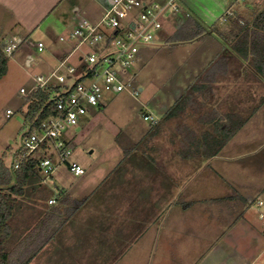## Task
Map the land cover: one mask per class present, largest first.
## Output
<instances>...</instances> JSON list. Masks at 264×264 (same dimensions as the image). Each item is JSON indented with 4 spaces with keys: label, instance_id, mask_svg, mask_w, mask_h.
<instances>
[{
    "label": "crops",
    "instance_id": "obj_1",
    "mask_svg": "<svg viewBox=\"0 0 264 264\" xmlns=\"http://www.w3.org/2000/svg\"><path fill=\"white\" fill-rule=\"evenodd\" d=\"M110 3L0 0V45L31 36L60 11L61 20L70 24L68 34L80 20L97 22ZM182 3V15L174 16V24H170L175 30L170 32L169 25L159 33L172 47L184 42L174 40L187 12L196 15L207 28V23L214 22L209 21L211 11H201L196 0ZM218 8V22L213 25L218 30L210 37L221 43L219 51L210 61L199 57L192 81L173 105L156 116L158 126H150L147 133L153 132L147 137L150 141L146 151L136 147L126 155L120 146L117 169L98 177L96 172L95 178L84 177L86 172L81 176L72 174L74 178L69 182H57L55 173L47 177L46 183L55 194L60 189L67 193L59 212L52 217L47 212V225L61 218L64 223L56 229L46 225L36 230L38 239L53 235L29 264H264V228L259 217L264 214V183L255 189L249 184L248 188L246 182H235L230 173H225V182L209 179L216 172L245 169L248 162L264 153V140L236 141L264 110V80L232 49V36L226 34L240 13L228 0H219ZM232 11L237 15L223 19ZM238 18L240 23L250 21L241 15ZM9 37L13 39L7 42ZM205 37L206 32L194 39ZM47 41H38L46 46L38 51L53 68L68 54L71 44L61 42L59 37L62 44L53 49L47 47ZM220 59L217 66L211 67ZM26 61L31 64L33 57L27 55ZM194 84L199 85L198 90L188 96ZM185 96L177 114L163 119ZM104 109L105 105L94 111V118ZM146 113L154 111L147 109ZM231 116L244 119V125L217 155L207 157L204 142L221 139L220 125L229 122ZM49 205L48 201V206L41 207L37 217L41 218Z\"/></svg>",
    "mask_w": 264,
    "mask_h": 264
},
{
    "label": "rangeland",
    "instance_id": "obj_2",
    "mask_svg": "<svg viewBox=\"0 0 264 264\" xmlns=\"http://www.w3.org/2000/svg\"><path fill=\"white\" fill-rule=\"evenodd\" d=\"M218 1L196 0L201 11H211L209 21L214 22H206L207 26L211 27L218 22L220 15ZM228 4L233 6L242 18L251 21L254 15L263 9L264 0H228ZM232 12L223 19L237 15ZM56 14L57 17L54 16L34 34L27 38L23 37L14 53L9 55L8 73L0 79V156L5 154L8 164L15 161L16 152L22 146L25 133L29 129L22 110H25L27 98L36 85L35 78L37 75L48 74L54 68L41 58L44 53L38 51L36 44L39 40L46 39L47 47L57 49L62 44L59 37L68 32L66 29L70 24L61 20L63 11ZM169 14L163 18L164 27L174 24L176 17ZM169 28L170 32L175 30L171 25ZM186 32V29H180L175 34L174 42L178 41L179 35L187 34ZM210 36L211 33H206L203 39L177 42L172 47L166 44L164 37L158 35L155 43L144 50L141 67L129 71L128 78L132 87L122 93L108 94L105 97V109L96 118L93 113L82 118L79 124L80 130L72 126L65 128L64 139L75 146L71 159L79 160L87 170L84 177L90 175L95 178L96 172L98 177L109 169L114 167L117 169L120 146L132 148L137 144V148L146 151V145L150 141L146 138V133L151 126V123L143 117L146 110L154 111L155 115L149 114L158 119L156 116L173 105L177 96L183 93L189 81H192L194 77L192 73L197 69L199 57L209 59L208 61L215 58L221 43H217L215 38ZM54 38L57 40L53 42ZM10 39L13 37L7 38L6 41ZM27 55L33 57L31 64L26 61ZM22 88L26 93H21ZM133 89L139 90V94H133ZM8 110L12 112L10 116H7ZM238 138L236 141L246 138L258 143L264 140V110ZM63 167L55 171L57 182H69L74 178ZM225 173H230L235 182H246L248 188L249 184L255 185L253 187L255 189L256 186L264 183V153H259L255 161L248 162L245 169L234 167L230 172H216L214 177L209 179L213 182H225Z\"/></svg>",
    "mask_w": 264,
    "mask_h": 264
},
{
    "label": "built area",
    "instance_id": "obj_3",
    "mask_svg": "<svg viewBox=\"0 0 264 264\" xmlns=\"http://www.w3.org/2000/svg\"><path fill=\"white\" fill-rule=\"evenodd\" d=\"M183 11L182 0H111L97 22L80 20L71 32L60 36L61 42L71 44L70 51L48 74L36 76L31 91L50 90L58 116L28 131L16 152L15 168L47 145L49 153L39 161L42 174L49 178L65 166L75 176L84 175V166L71 159L74 146L64 139L63 131L67 126L80 130L81 119L102 108L108 94L130 89L128 73L141 67L142 54L163 30L165 15L177 16ZM20 43L4 45V52L12 55ZM36 47L43 51L46 46L38 42ZM21 93L26 90L22 88ZM132 93L138 95L139 90L133 89ZM11 114L8 110L7 116ZM143 117L150 123L158 122L152 114ZM54 202L49 200V204ZM258 205L262 206L263 201L259 200ZM259 217L264 228V214Z\"/></svg>",
    "mask_w": 264,
    "mask_h": 264
},
{
    "label": "trees",
    "instance_id": "obj_4",
    "mask_svg": "<svg viewBox=\"0 0 264 264\" xmlns=\"http://www.w3.org/2000/svg\"><path fill=\"white\" fill-rule=\"evenodd\" d=\"M188 13L190 16L185 19L186 21L180 28L186 29L187 34L179 35L177 37L179 41L191 40L200 37L205 32L212 34L218 30V26L216 28L205 27L196 15L192 12ZM220 34H222L221 31ZM226 34L232 36L230 39L232 49L240 58L249 61L253 70L264 80V7L255 14L251 21L240 23L239 19H235L230 32ZM219 61L221 59L214 61L211 67L217 66ZM8 63L9 55L0 45V79L8 73ZM198 86L194 84L189 87L188 96L197 91ZM50 95V90L39 89L28 96L26 108L22 110L29 124L28 131L34 130L46 119L58 116V110L51 101ZM186 96L180 98L163 119L173 118L181 109ZM244 123V119L231 116L229 122L221 124V139H206L208 142L203 144L207 147L204 155L207 157L217 155ZM158 124L159 121L156 124L151 122V127H157ZM151 132L146 134V138ZM136 147L137 144L132 148H124V153L127 155ZM48 153L47 145H45L36 154L22 160L17 168H15V161L8 164L5 159L6 155L0 156V264H29L37 251L53 235L48 233L38 239V234H36L37 229L47 225V212L51 213V217L59 212L60 205L67 197L64 189H60L55 194L46 183L47 177L40 171L39 161ZM52 197L55 202L49 205L50 208L41 218L37 217L36 212L41 207L48 206V201ZM63 223L64 218H61L57 222L52 221V224L47 226L56 229Z\"/></svg>",
    "mask_w": 264,
    "mask_h": 264
}]
</instances>
